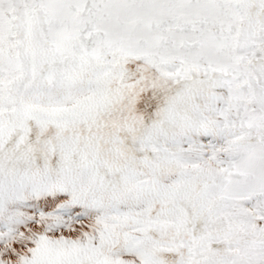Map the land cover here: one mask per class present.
<instances>
[{
	"label": "snow or ice",
	"instance_id": "obj_1",
	"mask_svg": "<svg viewBox=\"0 0 264 264\" xmlns=\"http://www.w3.org/2000/svg\"><path fill=\"white\" fill-rule=\"evenodd\" d=\"M0 264H264V0H0Z\"/></svg>",
	"mask_w": 264,
	"mask_h": 264
}]
</instances>
